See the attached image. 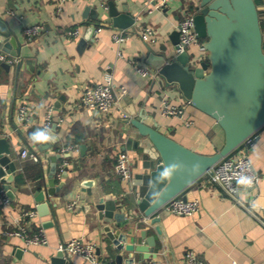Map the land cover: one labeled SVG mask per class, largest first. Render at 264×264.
Here are the masks:
<instances>
[{"label":"crops","instance_id":"1","mask_svg":"<svg viewBox=\"0 0 264 264\" xmlns=\"http://www.w3.org/2000/svg\"><path fill=\"white\" fill-rule=\"evenodd\" d=\"M111 2L121 11L128 10L136 20L126 30L131 37L122 45L113 41V32L124 29L107 22V5ZM59 3L0 0V41L15 38L14 50L22 46L17 64H0V138L10 142V157L16 164L14 197L0 184V264H52L60 244L74 238L94 242L99 258L110 264H117L119 257L122 264H130L132 258L135 262L150 259L158 264H188V252H193L201 264H264V126L249 144L250 159L262 178L259 188L241 194L243 200L252 198L262 221L235 202L208 174L178 196L200 201V210L193 216H178L162 209L157 214L161 221L153 224L135 203L133 178L142 171L143 154L131 141L141 138L129 122L132 118L157 126L201 154H215L225 144V132L217 120L193 107L177 85L167 84L146 62L147 40L142 38V30L154 29L157 41L148 42L157 54H162L165 47L167 56L172 57L174 33L186 15H195V11L186 0H172L161 9L152 0H68L61 11ZM258 9L264 21V0H260ZM35 25L43 29L40 35L31 37L27 29ZM98 26L104 27L99 33ZM75 29L80 31L79 36L67 34ZM201 52L196 46L189 48L193 56ZM139 65L153 75H142L137 70ZM108 80L116 89L127 90L110 112L80 102L85 86ZM165 101L182 109L183 117L163 116ZM22 104L31 107L27 124L19 117ZM49 108L61 121L47 132L42 124ZM40 135L46 139L37 138ZM24 148L38 151L42 161L22 158ZM120 153L131 159L132 176L128 180L115 171ZM58 155L62 157L57 160L51 187L49 158ZM52 188L54 194L49 193ZM40 193L45 195L42 202L37 200ZM106 195L118 198L123 212L131 216L122 230L124 234L128 228L133 231L135 238L129 239L128 245L148 246V238L154 237L155 246L149 252L117 249L107 231L109 226L117 230V224H108L97 208ZM5 198L10 202L5 204ZM73 201L78 206L71 209ZM21 228L30 235L42 229L48 243L29 245L22 237L11 235ZM143 231L146 237L141 235ZM69 264L89 263L76 256Z\"/></svg>","mask_w":264,"mask_h":264},{"label":"water","instance_id":"2","mask_svg":"<svg viewBox=\"0 0 264 264\" xmlns=\"http://www.w3.org/2000/svg\"><path fill=\"white\" fill-rule=\"evenodd\" d=\"M186 2L195 11L198 37L204 40L207 51L204 60L197 64L189 51L168 57L165 47L161 48L162 54H157L151 43L145 41L146 62L167 84L177 85L193 107L217 120L225 132V144L215 154H201L163 133L157 126L148 125L143 119L129 120L141 136L139 140L131 141L134 148L143 154L142 171L133 178L135 203L153 224L161 221L157 214L170 200L182 194L264 126V34L256 0ZM107 6L108 23L124 30L135 25L136 20L128 10H119L114 2ZM174 37L176 45L179 31L174 33ZM16 42L15 38H8L5 42L0 41V48L18 57L22 46L14 50ZM11 152L10 142L0 138V184L13 198L16 164L10 157ZM61 157L49 158L52 162L49 167L51 187L58 170L57 160ZM49 191L54 194L55 190ZM44 197V193H40L37 200L42 202ZM183 198L188 200L187 196ZM97 208L101 212L100 217L108 224L116 222L118 229L111 230L109 226L107 231L118 250L149 252L155 246L154 237L148 238V246L127 244L129 239L135 238L131 228L127 229V234L122 231L131 216L127 217L123 212V204L118 198L106 195ZM157 230L160 232V228ZM141 235L146 237V231ZM69 262L60 251L52 257V264ZM134 262L133 258L129 260L130 264ZM117 264H122L120 257Z\"/></svg>","mask_w":264,"mask_h":264},{"label":"built area","instance_id":"3","mask_svg":"<svg viewBox=\"0 0 264 264\" xmlns=\"http://www.w3.org/2000/svg\"><path fill=\"white\" fill-rule=\"evenodd\" d=\"M68 0H60L58 10H62L64 3ZM172 0H152L154 6L158 9L166 7ZM10 14L15 15L14 11H10ZM103 26H98L96 32L99 33L103 30ZM43 26L35 25L30 26L27 29V33L31 37L40 35ZM180 33L179 42L175 45V55L189 51V48L196 46L202 50L201 53L191 55L192 60L197 64L202 62L206 55V49L202 44V40L198 37L196 30L195 15L188 14L180 22L178 26ZM69 36H79L80 31L78 29L68 30ZM142 38L156 42L157 38L154 29L147 27L141 32ZM131 37L130 32L126 30H115L113 32V41L122 45ZM19 62L18 57L12 55L9 52L0 48V64H8L13 66ZM138 72L144 76H152L153 73L150 69L145 68L141 65L137 66ZM158 74V72H157ZM126 88L121 87L116 89L112 80H108L103 84H97L94 86H85L80 102L91 108L97 109L101 112H110L120 100L126 95ZM29 104H22L19 109V117L24 124L29 123L31 117V109ZM162 114L165 117L179 116L183 117L184 112L177 106L172 105L170 102L165 101L162 107ZM125 118H129L127 114H124ZM61 121L60 118L55 116L54 110L49 108L45 114L42 127L45 131L49 132L52 127ZM191 124V122H188ZM254 136L247 139L242 145H240L231 155L224 158L217 165L212 167L206 174L211 179L222 186L226 194L234 199L235 202L244 206L253 215H255L260 221L261 218L257 215L255 206L251 203L252 198L243 200L241 194L244 191H254L259 188L261 181V175L254 167L250 155H249V144L252 143ZM69 150V148L65 149ZM22 158H32L36 161H41V157L38 151L30 148H24L21 153ZM66 163H64L60 170L64 171ZM115 171L123 178L128 180L132 176V164L130 157L125 153H120L117 156L115 162ZM248 201V202H247ZM9 198L4 199V203H9ZM78 206L76 201L69 204L71 209ZM201 204L199 200H185L181 197H175L170 200L164 207L166 211L178 215V216H193L200 210ZM11 235L22 237L27 244H46L48 243L47 236L42 229L34 235H30L25 228H21L15 232H11ZM97 245L92 241H87L82 238H74L60 244L59 251L64 253L66 259L71 260L73 257L79 256L86 260L89 264H110L101 260L96 252ZM188 264H201V261L193 252H188L186 255ZM132 264H158L154 260L138 261ZM231 264H239L233 262Z\"/></svg>","mask_w":264,"mask_h":264},{"label":"trees","instance_id":"4","mask_svg":"<svg viewBox=\"0 0 264 264\" xmlns=\"http://www.w3.org/2000/svg\"><path fill=\"white\" fill-rule=\"evenodd\" d=\"M259 2H260V0H256L257 5H259ZM261 24H262V29L264 31V21H261ZM0 211H1V209H0Z\"/></svg>","mask_w":264,"mask_h":264},{"label":"clouds","instance_id":"5","mask_svg":"<svg viewBox=\"0 0 264 264\" xmlns=\"http://www.w3.org/2000/svg\"><path fill=\"white\" fill-rule=\"evenodd\" d=\"M37 138H40V139H46V137H44V136H42V135L38 136Z\"/></svg>","mask_w":264,"mask_h":264}]
</instances>
